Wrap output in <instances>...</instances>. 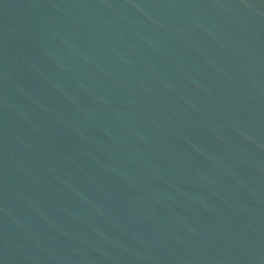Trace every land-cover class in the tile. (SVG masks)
<instances>
[{
	"label": "water",
	"instance_id": "95a60500",
	"mask_svg": "<svg viewBox=\"0 0 264 264\" xmlns=\"http://www.w3.org/2000/svg\"><path fill=\"white\" fill-rule=\"evenodd\" d=\"M0 264H264V0H0Z\"/></svg>",
	"mask_w": 264,
	"mask_h": 264
}]
</instances>
